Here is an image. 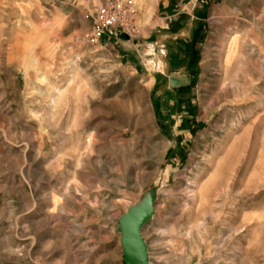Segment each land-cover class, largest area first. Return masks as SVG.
<instances>
[{"label":"rangeland","instance_id":"rangeland-1","mask_svg":"<svg viewBox=\"0 0 264 264\" xmlns=\"http://www.w3.org/2000/svg\"><path fill=\"white\" fill-rule=\"evenodd\" d=\"M121 1L93 43L104 0H0V264H126L128 220L147 264H264V0Z\"/></svg>","mask_w":264,"mask_h":264},{"label":"crops","instance_id":"crops-1","mask_svg":"<svg viewBox=\"0 0 264 264\" xmlns=\"http://www.w3.org/2000/svg\"><path fill=\"white\" fill-rule=\"evenodd\" d=\"M184 19L185 17L182 20H177L173 23L170 19L167 26H162L160 27V30L155 32L157 38L154 40V45L163 46L165 48V54L168 60L169 56L172 54L171 48L175 51L174 47L181 48V46L185 44L186 47L191 46V50H193L198 41L199 33L202 29L198 11H196L194 16H191V19L186 20V22ZM128 44L129 43H127L126 40L122 42V51L125 52L123 55L127 58L128 64H134V57L129 50L130 45ZM170 94L172 95L171 92Z\"/></svg>","mask_w":264,"mask_h":264},{"label":"built area","instance_id":"built-area-1","mask_svg":"<svg viewBox=\"0 0 264 264\" xmlns=\"http://www.w3.org/2000/svg\"><path fill=\"white\" fill-rule=\"evenodd\" d=\"M132 13L128 3L121 0H104L92 21L89 40L99 42L105 33L121 31L129 35L132 28Z\"/></svg>","mask_w":264,"mask_h":264},{"label":"water","instance_id":"water-1","mask_svg":"<svg viewBox=\"0 0 264 264\" xmlns=\"http://www.w3.org/2000/svg\"><path fill=\"white\" fill-rule=\"evenodd\" d=\"M130 222H132L131 220H128V225H127V230L124 234V237H123V248H122V251H123V256H124V260H125V263L126 264H147V258H146V252H145V248H144V245L142 243V241L140 240L139 236L136 234V235H133L132 234V229L129 228V225H130ZM135 223H138V222H134ZM139 228V223H138V227L137 228H134V225H133V230H137ZM129 237H132L134 239H137L139 238L140 242L142 243V246L144 248V251L142 249H139L137 248V251H132L128 248V238Z\"/></svg>","mask_w":264,"mask_h":264},{"label":"bare ground","instance_id":"bare-ground-1","mask_svg":"<svg viewBox=\"0 0 264 264\" xmlns=\"http://www.w3.org/2000/svg\"><path fill=\"white\" fill-rule=\"evenodd\" d=\"M62 92H63V89H61V88L53 90V94L50 98L51 104H53V105L55 104L56 97L60 96L62 94ZM193 196L196 197V192H194V191H193ZM137 227H138V223H135L134 228H137ZM128 248L132 251H137V248L142 249L144 251V248H143L142 243L140 242L139 238L134 239L132 237H129L128 238Z\"/></svg>","mask_w":264,"mask_h":264}]
</instances>
